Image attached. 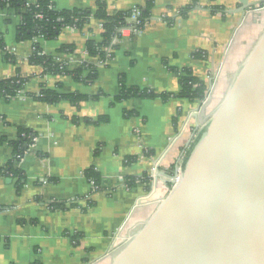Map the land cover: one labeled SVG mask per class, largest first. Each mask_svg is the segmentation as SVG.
Returning <instances> with one entry per match:
<instances>
[{"label": "crops", "instance_id": "crops-1", "mask_svg": "<svg viewBox=\"0 0 264 264\" xmlns=\"http://www.w3.org/2000/svg\"><path fill=\"white\" fill-rule=\"evenodd\" d=\"M51 2L57 10L93 12L104 2L110 16L153 6L141 30L128 29L114 49L106 48L105 61L87 50L89 40L102 39V20L67 26L52 39L23 38L20 12L0 7V81H25L13 96L0 89V168L14 159L26 133L31 138L15 164L20 185L0 175V264H110L115 232L126 219L145 222L157 211L209 117L199 101L179 95L180 72L210 80L242 34L264 29V3L244 12L240 0H197L182 17L193 0ZM36 44L69 73L31 61ZM85 62L97 65L94 80L85 79L87 70L71 73ZM124 87L158 96L123 98ZM43 89L86 98L51 103L37 98ZM91 167L100 174L97 186L86 176ZM61 202L64 209L52 207Z\"/></svg>", "mask_w": 264, "mask_h": 264}, {"label": "water", "instance_id": "water-1", "mask_svg": "<svg viewBox=\"0 0 264 264\" xmlns=\"http://www.w3.org/2000/svg\"><path fill=\"white\" fill-rule=\"evenodd\" d=\"M172 182L111 264H264V30Z\"/></svg>", "mask_w": 264, "mask_h": 264}, {"label": "trees", "instance_id": "trees-1", "mask_svg": "<svg viewBox=\"0 0 264 264\" xmlns=\"http://www.w3.org/2000/svg\"><path fill=\"white\" fill-rule=\"evenodd\" d=\"M196 1L197 0H193L192 4L186 6L181 10L182 17L188 16ZM6 6L14 7L20 12L21 23L19 26V36L23 38L43 37L46 39H52L56 38L61 30L67 26L81 27L86 22H88L91 17L102 20L104 28L102 39L100 41L89 40L87 42V50L90 56H99L101 61H105L109 54L106 48L114 49L116 47L114 40L115 38H121L120 30L126 27L141 30L151 18V9L153 4L149 3L146 7L140 8L142 14L139 17L138 22H128V18H130L133 14L132 11H121L118 12L115 16H110L107 13L106 5L104 2H99L97 9L94 12L80 9L57 10L53 6L51 0H36L35 2H29L28 0H2L0 3V7L3 8ZM38 15L42 16L39 17ZM166 20H168L169 22L173 21L169 17H166ZM35 48L36 49L34 53L30 57L31 61L42 64L47 68L46 70L51 72L69 73V70L64 63L56 62L53 57L42 54L39 45L36 44ZM66 48L68 47H63V49ZM109 56L110 58L113 57V53H110ZM194 56L203 59L204 57H207V54L202 53L201 51H196L194 53ZM84 70L89 71L88 76L85 78L86 80L91 81L97 77L98 71L97 65L95 63L85 62L80 69L71 73H74L76 77H79L80 73ZM24 83L25 81L21 77L4 79L0 81V89L3 90L4 95L13 96L19 93V91L23 88ZM180 85L181 91L179 95L182 97H186L191 101H202L206 96V83L201 78L194 75L191 69H184L180 72ZM129 96H145L155 98L158 96V94L147 91L141 92L139 91V89H127L126 87H124L122 93L120 94V97L124 98ZM170 96L171 95L169 93L162 94L163 98H167ZM37 98L43 101L56 103L60 99L64 98L72 100L73 102H78L82 99H85L86 96L78 94L62 95L50 89H43L41 95ZM101 120H104V117H102L100 121ZM205 130L206 128L199 133L195 141L191 144L190 148L187 151L185 163L195 145L202 138ZM28 134L29 133H26L25 137H22V142H18L15 144L14 159L9 161L4 167L0 168V175L14 179L16 177L19 178L17 180L18 184L21 178V172L15 168V164L20 159L21 155L24 154V145L31 142V138L29 139ZM86 176L89 180L94 181L96 186L99 185L100 174L95 168H89L86 172ZM134 180L132 181V184L134 183ZM66 204V202H61L52 204V207L64 209L66 207ZM71 204L75 205L76 203ZM89 204L92 205V202L90 201Z\"/></svg>", "mask_w": 264, "mask_h": 264}, {"label": "rangeland", "instance_id": "rangeland-1", "mask_svg": "<svg viewBox=\"0 0 264 264\" xmlns=\"http://www.w3.org/2000/svg\"><path fill=\"white\" fill-rule=\"evenodd\" d=\"M263 30L261 31L260 29L259 30L254 29L253 36L251 35V33L247 34L248 32L242 34L236 47L234 48L233 46L230 47V50L225 55L221 66L211 74V79L210 80L206 79V81L203 80L207 85V91L205 98L202 101H199V105H200L199 107L201 108V110H205V113L209 115L203 127L205 126L207 127L209 121L211 120L213 112L215 111L217 106L221 103V101L223 100L226 94L233 73H235L238 70L239 66L241 65L242 61L247 55L249 49L253 47V45L256 43L257 39L259 38ZM244 40L246 41L245 43H243ZM203 127L201 126L199 128L198 135L201 131H203L206 128L205 127L203 129ZM177 166H179V164H177ZM162 176L166 178H170L165 175ZM171 178L174 179L175 181V178H177V174H175ZM143 224H144L143 220L133 222L130 221L129 219L128 220L126 219L124 221L122 226L113 235V239L115 242L112 245V249H110L111 250L110 252H112V256L110 257L112 261L113 258L116 257V255L129 243L130 239L143 226ZM111 260L109 262H112ZM102 263L103 261L97 264H102Z\"/></svg>", "mask_w": 264, "mask_h": 264}, {"label": "built area", "instance_id": "built-area-1", "mask_svg": "<svg viewBox=\"0 0 264 264\" xmlns=\"http://www.w3.org/2000/svg\"><path fill=\"white\" fill-rule=\"evenodd\" d=\"M141 14H142V11H141L140 9H135V10L133 11V14H132L131 17L136 18V22H138V21H139V17L141 16ZM38 16L41 17L42 15H38ZM128 29H129L130 31H131V29H132L134 32L139 31V30H137V29H133V28L130 29V28H128V27H126V28H122V29L120 30V35H121V37L124 36V35L126 34V31H127ZM118 39H119V38H115L114 42H117ZM181 172H182V169H179V172L177 173V178H175V182H177V180H178V178H179ZM173 180H174V179H173Z\"/></svg>", "mask_w": 264, "mask_h": 264}, {"label": "bare ground", "instance_id": "bare-ground-1", "mask_svg": "<svg viewBox=\"0 0 264 264\" xmlns=\"http://www.w3.org/2000/svg\"><path fill=\"white\" fill-rule=\"evenodd\" d=\"M178 180H179V178H178Z\"/></svg>", "mask_w": 264, "mask_h": 264}]
</instances>
